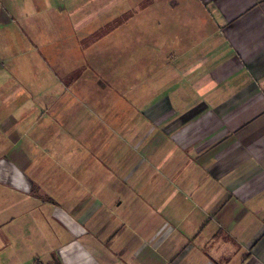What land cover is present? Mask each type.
I'll list each match as a JSON object with an SVG mask.
<instances>
[{
    "label": "crops",
    "instance_id": "obj_1",
    "mask_svg": "<svg viewBox=\"0 0 264 264\" xmlns=\"http://www.w3.org/2000/svg\"><path fill=\"white\" fill-rule=\"evenodd\" d=\"M0 184L54 264H264V0H0Z\"/></svg>",
    "mask_w": 264,
    "mask_h": 264
},
{
    "label": "rangeland",
    "instance_id": "obj_2",
    "mask_svg": "<svg viewBox=\"0 0 264 264\" xmlns=\"http://www.w3.org/2000/svg\"><path fill=\"white\" fill-rule=\"evenodd\" d=\"M134 27L138 29V24L127 26L131 34L134 33ZM115 43L109 41L108 48L112 50L111 46ZM120 44L121 67L129 71H133L134 68L138 70V40L122 41ZM45 189L47 195L42 192L39 194L36 189L31 196H24L17 192L12 193L0 184V264H54L50 262L55 259L49 247L65 243L67 240V238L63 240L60 234L55 236L59 227L54 217L56 210L54 204H59V208L71 216L75 212H72L67 201L55 200L53 184H46ZM45 198L49 200H44ZM8 199L9 203L13 200L15 204L14 214L12 212L8 214ZM8 226L14 232H8ZM80 241L85 245L83 239Z\"/></svg>",
    "mask_w": 264,
    "mask_h": 264
}]
</instances>
